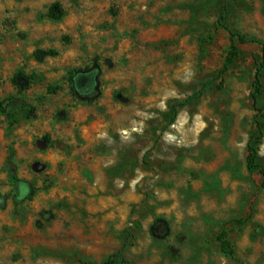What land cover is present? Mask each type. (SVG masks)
I'll return each mask as SVG.
<instances>
[{
	"label": "rangeland",
	"instance_id": "rangeland-1",
	"mask_svg": "<svg viewBox=\"0 0 264 264\" xmlns=\"http://www.w3.org/2000/svg\"><path fill=\"white\" fill-rule=\"evenodd\" d=\"M221 15L264 43V0H0V264H264L261 47L218 88Z\"/></svg>",
	"mask_w": 264,
	"mask_h": 264
},
{
	"label": "trees",
	"instance_id": "trees-1",
	"mask_svg": "<svg viewBox=\"0 0 264 264\" xmlns=\"http://www.w3.org/2000/svg\"><path fill=\"white\" fill-rule=\"evenodd\" d=\"M63 9L58 3L52 4L47 12V16L51 19L58 20L62 17ZM223 28L228 34V48L226 55L224 57L222 68L219 72V84L218 88H222L224 84V74L230 68V66L235 62L236 58L239 56L240 53V46L245 44H258L261 47L260 53V60L257 62L255 66L253 81H252V108L255 111L254 114V130L251 134L248 142H247V155H246V168L250 173H259L263 177V181L261 186L264 188V167L259 162V155H258V146L261 144L263 138V129H264V110L261 106H259V100L264 93V84H263V73H264V43L248 37L242 33L235 32L231 30L228 25L225 23V17L223 15L219 16L217 21V28ZM213 35H209L207 40L204 42H209L213 39ZM17 76H22L21 73L17 74ZM16 76V77H17ZM1 108V102H0ZM25 185L23 189H25ZM25 191V190H24ZM152 234L155 235L158 231L156 227L151 230ZM218 241L220 242L221 251L225 254L232 255L233 249L226 238V232L222 231L217 236ZM116 255L109 256L105 261L101 262L100 264H119L115 258Z\"/></svg>",
	"mask_w": 264,
	"mask_h": 264
}]
</instances>
